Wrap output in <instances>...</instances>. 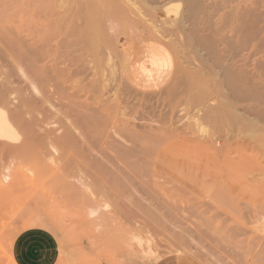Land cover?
<instances>
[{
    "label": "rangeland",
    "instance_id": "obj_1",
    "mask_svg": "<svg viewBox=\"0 0 264 264\" xmlns=\"http://www.w3.org/2000/svg\"><path fill=\"white\" fill-rule=\"evenodd\" d=\"M101 2L11 0L0 5V35L4 30L17 28L22 34L25 31L23 36L32 34L31 37L47 38L45 51L52 49L48 56H55L46 58L45 62L50 61L53 69L55 64L56 70L63 69L62 73L66 74H59L61 79L58 78L60 93L63 92L59 95L65 98L63 103L72 95L78 97L72 99L75 102H91L111 93L102 90L99 94L101 84L94 85L97 77L90 71L93 68L91 58L81 50L80 44L87 18L93 16L97 7L101 8ZM117 8L115 23L123 29L114 34L115 46L118 52L125 46V58L135 60L131 68L136 75L133 91L121 80L120 73L117 85L123 87L121 90L132 91V98L126 101L133 109L131 117L146 119L133 121L130 118L134 128L137 131L147 129L151 134L155 132L151 144L148 142L144 146L153 153L150 155L152 159L155 157L156 164L147 165L146 169L139 165L138 177L130 179L127 186L134 196L129 201L115 202L114 207L121 212L104 215L106 219H100L103 225L80 211L78 200L66 194L59 180H55L59 186L47 180L52 172L42 170L41 174L47 172L46 179L42 178L43 173L41 180H37L41 169L35 173L32 166L34 173L30 177L26 169L14 167L11 177L16 180L21 176L16 182L11 178L14 187L11 185L10 194L0 197V264H15L10 253L12 241L20 232L32 228H41L54 235L59 248L56 264H158L162 260L177 264H264V242H257L248 231L253 225L264 224V0H119ZM129 14L136 17L130 25ZM148 24L162 28L160 38L150 31ZM155 38L165 46L155 42ZM118 60H115L117 71ZM189 79L193 80L192 84ZM82 85L89 87L83 86L81 90ZM143 97L146 103L142 102ZM56 98L57 95H49L45 104L47 108L51 104L52 113L61 109ZM112 99L110 97L109 101ZM210 109L214 117L216 113L217 117L225 114L226 118L221 115L219 118L224 119L215 118V121L209 114ZM65 110L62 108L61 112H67ZM60 116L56 118L64 119L63 114ZM50 122L55 123V120ZM202 126L205 132L199 131ZM193 129L197 135L202 132L201 138L191 131ZM109 132L108 128L98 132L102 143ZM161 132L166 139L161 140L165 141L161 143L166 145L163 147L156 140L159 135L162 139ZM202 134L206 138H221L225 152L215 153L210 148L213 144H206ZM4 167L0 168L1 175ZM218 167L224 172L218 171ZM226 178V182L223 181ZM237 184L240 185L237 187ZM244 184H250L258 191L255 192L258 196L254 198V193L245 190ZM243 192L247 193L243 196ZM250 193L254 196L251 200ZM260 193L263 195L259 197ZM40 200L41 205L38 204ZM58 221L60 226L64 224L57 227ZM134 234H142L149 242L153 257L144 255L135 244L134 248L127 247V238Z\"/></svg>",
    "mask_w": 264,
    "mask_h": 264
},
{
    "label": "bare ground",
    "instance_id": "obj_2",
    "mask_svg": "<svg viewBox=\"0 0 264 264\" xmlns=\"http://www.w3.org/2000/svg\"><path fill=\"white\" fill-rule=\"evenodd\" d=\"M10 1L11 0H9L7 2H3V0H0V5L2 4V6H4L7 3H9ZM101 1H102L101 2V8L97 7V9H95L96 12H94V13L91 11L93 16L90 17V15H89L87 18V21L85 23V28L83 31V38L80 40V44L83 48L81 50H84L87 53V57L89 56L91 58V61H92L91 64H93V68L91 67L92 70L90 68L89 69H90V71L94 72L91 74H95L94 76L97 77L96 83H94V85L97 84V86H98V84H101L100 85L101 90H98L99 94L101 93L102 90H104V91L109 90L111 93H108V95L106 94L108 96V99H107V96L104 95L106 93L105 92L104 94H101V95H104L106 97L102 96V98H104V99H100L98 101L96 100V101H91V102H87V101L86 102H75L72 99H78V97H76V95H72L70 98H67V99H70L69 101L66 100L67 103H63L62 99L64 97L61 99L60 95H62L61 93H63V92L60 93V89H62V88L59 86L60 84L58 82V78L61 79V75H59V74H63L64 72L62 73L63 69H62V71L56 70L57 66L55 64H54L55 67L53 69L52 68L53 64H51L50 61H49L50 63L49 62L46 63L47 61L45 62L46 58L49 57L48 55H50V51H52L51 48H49V49H51L50 51H47V52L45 51L48 48V47L45 48V45L47 43V38L43 37V36H38V35H37V38H36V36L31 37L32 34L30 36H29V34L23 36L25 31L22 34V32L20 30H17V28L4 30L3 32H1V35H0V166L3 163H7L5 167H4V165H2L4 167L6 173L4 172V174H2V175L0 174V184H1V186H0V197H3V196L5 197L6 194L8 195V193L11 191L10 187L13 184L12 182H14V181L16 182V180L19 179V177L21 176L20 175L18 177V176H16L17 175L16 174L15 175L16 178L18 177L16 180H15V178L13 179L11 177V176H14V174L11 175L10 171L13 170L14 167L18 166V168H22L23 170L26 169V172L27 171L29 172V173L27 172V175H29L30 177L32 176V173H34V172L37 173L38 169L39 170L41 169L40 174H41L42 170L43 171L47 170V171L53 173V175L50 176L53 178L51 179L49 177V178H47V180L50 179V181L52 180L51 182H54L56 179H57V181L59 180L58 181L59 185L61 182V185L63 184L62 187L68 192L66 194L69 195L70 197H72L73 199L78 200V203H80L79 204L80 209H81L80 211H82L86 217L90 218L93 222H96V223H99V222L101 223L100 219L101 220L106 219V217L104 215L110 216L111 214H113L114 211H120L121 212V210L118 207H116L117 209L114 207L115 202H118L120 200H128L129 201L134 196L133 193L131 192V190L128 189L127 186L129 184L130 179L138 177L139 165H142L145 167V166L150 165V164L151 165L156 164L155 160H154L155 157H153L154 159H152V156L150 155L153 153H151L149 151L148 147L144 146L146 143H148V142L150 143L151 141H153L151 139H153L155 137V134H154L155 132L154 133L152 132L153 134H151V132L150 133L146 132L147 129L145 131H140V130L137 131L134 128V125L132 124V122L130 123V121H129L130 118H132L130 120H133V121L135 119L139 120V121H142V120L145 121L146 119H144L143 117H138V118L131 117V113H132L133 109H131L132 107L130 108L126 103V101H129V99L132 98V97H130L132 95V94H130V92L133 91L132 87L134 85L135 78H136V75L132 74V68H134L135 60L133 59V61H132L128 56H126V58H125V55H124V52L126 50L125 46H124V49L120 46L123 49V51L121 50L123 53L120 51L122 54H120V52H118V50H117L118 48H116V46H115L116 45L115 44L116 37L114 39V34H119V32L122 31V29H123V27H120V26H118V24L115 23V18H114V11H115V9H118L117 6H118L119 0L118 1H116V0H101ZM29 7L31 8L32 5ZM164 11H166V10H164ZM126 14H127V12H126ZM129 15L131 16V14H129ZM132 16L129 18L127 17L129 25L134 22V18L136 19V17L132 18ZM153 25H151V24L149 25V26H151V28L154 27L152 29L149 27L150 31H153L152 33L154 35H156L158 38H160L161 37V34H160L161 31L160 30H162V28L160 27L161 29H157L156 26H153ZM127 35H128V33H127ZM65 41H66V39H65ZM154 41L160 43L161 45L163 44L159 39L156 40V38H155ZM49 43H52V42L49 41ZM64 43L62 44L63 46H65ZM176 43H177V41H176ZM66 45H67V42H66ZM176 45H178V44H176ZM67 47H68V45H67ZM149 47H151V46H149ZM177 48H180V47H177ZM81 50H80V52H81ZM77 51H79V50H77ZM62 55H64V54H62ZM52 56H55V55H51L50 57H52ZM57 56H58V53H57ZM182 56H183V54H182ZM66 57H69V56L66 55ZM66 57H65V61L67 59ZM53 58L55 59V57H53ZM73 58H76V56H74ZM85 59L86 58H84V60ZM116 59H119L118 60L119 61V70L118 71L115 68V60ZM59 60H60V57H59ZM73 60H72V63H73ZM62 61L60 60V62H62ZM76 61H77V59H76ZM86 61H87V59H86ZM189 61H191V60H189ZM66 63H68V65H69V61ZM72 63H70V64H72ZM65 65H67V64H65ZM65 65H64V67H66ZM88 65L89 64H87V66ZM62 67L63 66H61V68ZM87 70L88 69H86L85 72ZM66 72H68V71H66ZM85 72H83V73L85 74ZM118 73H120L119 76L121 77V80L124 82V84L127 86V88H130L132 91L121 90L123 87L121 88L120 85H117L118 84V78H117ZM174 73H176V72L174 71ZM64 74H63V76H64ZM76 74L77 73H75V75ZM71 76L72 75H70V77ZM91 76H93V75H91ZM71 78H73V77H71ZM71 78H69V79H71ZM92 78L94 79V77H92ZM190 79L188 81L191 83L193 80L191 81ZM73 81H75V80L73 79ZM73 81L71 84H74ZM119 84H120V82H119ZM89 85L88 86L82 85V86H80L79 89H81L83 86L89 87ZM180 85H181V83H180ZM75 86H77V85H75ZM116 86H118V88H120V89H117ZM189 88H191V86ZM72 91H73V89H72ZM86 91H88V90H86ZM175 91H177V90L175 89ZM127 92H129V94ZM59 93H60V95H59ZM109 94H111V96ZM49 95H51V96L57 95V98L55 100L57 102V105L61 109L55 110V113L51 112L52 110H50V109L53 107L51 106L50 103H49V108L45 107V104L48 103V96ZM82 95H84V94H82ZM96 95H98V93H96ZM96 95H95V97H97ZM88 96H90V95H88ZM93 96H94V94H93ZM110 97L113 98L111 101H109ZM193 97H195V95H193ZM167 99H168V97H167ZM191 99H192V96H191ZM89 100H91V99L89 98ZM142 102L146 103L147 99L145 97H143ZM190 102H192V100ZM173 103H172V106H173ZM62 108L63 109L65 108L66 109L65 111H67V112L62 113L61 112ZM169 108H170V106H169ZM136 110L138 111V109H136ZM141 110H142V108H141ZM210 111H211V109H210ZM138 113H139V111H138ZM58 114H59V116H60V114H63L64 119L56 118ZM209 114L211 115V117H213L214 120H215V118H218L220 120H223L224 118H226L225 114L219 113L220 115H218V117L216 116L217 115L216 113H215V117H214V112H212V111L209 112ZM221 115H222V117H223V115L225 117L222 119L219 118ZM141 116H142V114H141ZM204 118L206 119L207 117L204 116ZM51 119H54L55 123L50 122ZM196 119L197 118L195 117V120ZM211 119L212 118H210V120ZM207 120L208 119H206V121ZM214 120H212V121H214ZM220 120H218V121H220ZM198 121H199V119H198ZM215 121H217V120H215ZM207 122H209V121H207ZM199 123H200V121H199ZM54 124L57 126L56 128H55ZM193 124H194V122L192 123V125ZM200 124H202V123H200ZM51 125H53L52 126L53 129L50 128ZM135 126H137V125L135 124ZM196 126L198 127L200 125L196 124ZM101 128H108L110 131L106 137V141H104L103 143L100 141V138L98 137V132L100 131ZM156 128L158 129V127H156ZM200 128H199V131L205 132V130L202 129L203 126ZM157 129H155V130L157 131ZM147 131H149V130H147ZM191 131L196 134V131H194V129ZM192 132H191V134H192ZM158 133H160V132H158ZM163 133H164V131H163ZM197 133L199 134V135L196 134L197 137L199 136L198 138H201L202 132L201 133L197 132ZM161 134H162V132H161ZM164 135H166V134H164ZM162 136H163V134H162ZM102 137H104V136H102ZM159 137H161V135H159ZM159 137H156V140L158 139L160 141L159 145L160 146L162 145L161 147H163V145H165V144H161V143H165V141L162 142L161 140H163V139L166 140V139L164 138V136L162 137V139H160ZM202 137H204L203 134H202ZM207 138H208V140H206ZM207 138L204 137L203 139L206 142H208L206 144H209V143L213 144L212 146H210V148L212 147L211 149L215 153L220 154L221 152H225V151H223V149L225 150L226 147H223V142H222L221 138L218 139V138H214L212 136L210 138L209 137H207ZM252 139H254V138H252ZM102 140H104V138H102ZM226 145H227V143H226ZM230 148L231 147H229L228 149H230ZM164 151H165V149H164ZM165 154H167V153H165ZM246 154H248V153L246 152ZM215 155H217V154H215ZM215 155H212V156H215ZM222 157H224V156H222ZM252 158H253V155H252ZM243 161H244V159H243ZM216 162H217V160H216ZM216 162H215V164H216ZM220 162H221V160L219 161V163ZM222 163H223V161H222ZM232 163H233V161H232ZM234 163H236V162H234ZM255 163L256 162H254V164ZM199 164H197V165H199ZM201 164H203V163H201ZM245 164H247V163H245ZM216 165L218 166V163ZM231 165H233V164H231ZM241 165H239V166H241ZM243 165H244V163H243ZM2 166L0 168H3ZM32 166H34L32 168L34 170V172H33V170H31ZM260 166H262V165H260ZM214 168H215V166H214ZM249 168H251V167L249 166ZM260 168H262V167H260ZM145 169H146V167H145ZM219 169L220 168L218 167V171H219ZM229 169H231V168H229ZM239 169H241V167ZM259 169L257 170L258 172H259ZM220 170H223V169H220ZM226 171H227V169H226ZM223 172H224V170H223ZM43 173L44 172H42V174ZM45 173H47V172H45ZM45 173L43 175L44 177L41 174L39 176V178H37V180L38 179L41 180L40 179L41 176H42V178H45L46 177ZM231 173H232V171H231ZM201 174H202V172H201ZM208 174L209 173H207V175ZM235 174H236V172H235ZM38 175L39 174H37V176ZM237 175H238V173H237ZM258 175H259V173H258ZM262 175H264V174H262ZM202 177L203 176H201V178ZM225 177H228V176H225ZM10 179L13 181L11 182ZM225 180H227V178L224 179L223 181H225ZM9 181H10V183H9ZM57 181L54 182V184H57L55 186H59L58 183H56ZM233 181L234 180H232V182ZM17 182H19V181H17ZM243 182H241V183H243ZM6 183H9V184H6ZM228 183H229V181H228ZM5 184H6V186H5ZM16 185H21V184L16 183ZM238 185H240V184H237V187H238ZM246 186L247 185L244 186L246 188L245 190L250 191L251 193H254V196L255 195L258 196V194H255V192L258 193V191H254L255 189H253L252 186L250 187V184L247 187ZM13 187H11V188H13ZM57 188H59V187H56V189ZM55 191L57 192V190H55ZM252 191H254V192H252ZM63 192H65V191H63ZM245 193H247V192H245ZM245 193L243 194V196L245 195ZM251 193H250V195H252ZM262 195H263V193H262ZM262 195L260 193L259 197ZM240 196H241L240 198H242V195H240ZM254 196L253 195H252V197L249 196L250 200ZM56 198H54V199H56ZM254 198H256V196ZM263 198L264 197H262V201L264 203ZM58 200H59V197H58ZM40 202H41V200L39 201L38 204L41 205ZM45 203L43 205H46ZM48 203L50 204V203H52V201H50ZM71 203H73V202H71ZM243 203L246 204L247 202L245 203L243 201ZM47 205H46V207H47ZM51 205L53 206L54 204L52 203V204H50V206ZM50 206H48V208ZM246 206H248V204H246ZM60 207H58V209H60ZM123 209L124 208H122V210ZM101 216H104V217H101ZM59 220H61V218ZM97 220L99 222H97ZM56 221H55V224L57 223ZM59 224L60 223L58 221V224H57L58 226L57 225H55V226L59 227L60 226ZM63 224L64 223L62 222V225ZM101 224L103 225L104 223H101ZM101 224H100V226H101ZM98 226H99V224H98ZM248 231L254 235V239L257 240V242H259V241L264 242V224H262L261 226L253 225L250 228H248ZM126 241H127V247L128 248H134L136 245L137 246L136 248H139V250H141V252L144 255H146L147 257H153L154 256V253L150 247L149 242L142 236V234L131 235L130 237L127 238ZM253 244H255V243H253ZM262 249H263V247H262Z\"/></svg>",
    "mask_w": 264,
    "mask_h": 264
},
{
    "label": "crops",
    "instance_id": "obj_3",
    "mask_svg": "<svg viewBox=\"0 0 264 264\" xmlns=\"http://www.w3.org/2000/svg\"><path fill=\"white\" fill-rule=\"evenodd\" d=\"M11 257L15 264H56L59 248L54 235L41 228L20 232L12 241ZM158 264H177L162 260Z\"/></svg>",
    "mask_w": 264,
    "mask_h": 264
}]
</instances>
